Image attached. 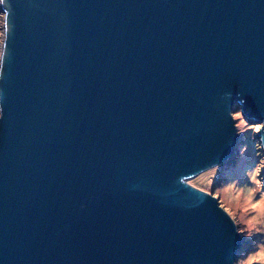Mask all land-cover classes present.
Returning a JSON list of instances; mask_svg holds the SVG:
<instances>
[{
  "label": "water",
  "instance_id": "obj_1",
  "mask_svg": "<svg viewBox=\"0 0 264 264\" xmlns=\"http://www.w3.org/2000/svg\"><path fill=\"white\" fill-rule=\"evenodd\" d=\"M0 264H234L188 180L260 124L264 0H0Z\"/></svg>",
  "mask_w": 264,
  "mask_h": 264
},
{
  "label": "rangeland",
  "instance_id": "obj_2",
  "mask_svg": "<svg viewBox=\"0 0 264 264\" xmlns=\"http://www.w3.org/2000/svg\"><path fill=\"white\" fill-rule=\"evenodd\" d=\"M232 117L238 142L231 158L222 166L202 171L188 183L215 197L246 240L234 264H264L263 163L255 139L260 124L249 123L237 110L232 111Z\"/></svg>",
  "mask_w": 264,
  "mask_h": 264
},
{
  "label": "trees",
  "instance_id": "obj_3",
  "mask_svg": "<svg viewBox=\"0 0 264 264\" xmlns=\"http://www.w3.org/2000/svg\"><path fill=\"white\" fill-rule=\"evenodd\" d=\"M236 110L239 111L238 107H237V106H234L233 111H236ZM230 158H231V156H230L228 159H230ZM228 159H227V160H228ZM227 160H226V161H227ZM226 161H225V162H226ZM225 162H224V163H225ZM222 165H224V164L222 163L221 166H222ZM240 237L242 238V241H241L242 245H241L240 248L238 249L236 257L239 256L241 250L245 247V241H246V240L244 239V237H243L241 234H240ZM236 259H237V258H236ZM235 261H236V260H235Z\"/></svg>",
  "mask_w": 264,
  "mask_h": 264
}]
</instances>
